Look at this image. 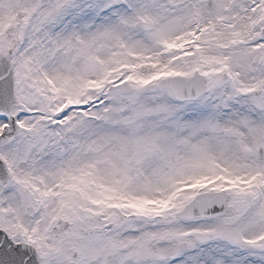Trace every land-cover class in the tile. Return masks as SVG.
<instances>
[{
  "label": "snow or ice",
  "instance_id": "6c2138e0",
  "mask_svg": "<svg viewBox=\"0 0 264 264\" xmlns=\"http://www.w3.org/2000/svg\"><path fill=\"white\" fill-rule=\"evenodd\" d=\"M0 264H264V0H0Z\"/></svg>",
  "mask_w": 264,
  "mask_h": 264
}]
</instances>
